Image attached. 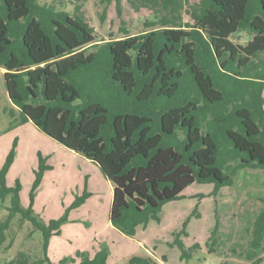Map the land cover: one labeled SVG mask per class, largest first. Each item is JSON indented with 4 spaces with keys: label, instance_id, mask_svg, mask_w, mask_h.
<instances>
[{
    "label": "trees",
    "instance_id": "trees-1",
    "mask_svg": "<svg viewBox=\"0 0 264 264\" xmlns=\"http://www.w3.org/2000/svg\"><path fill=\"white\" fill-rule=\"evenodd\" d=\"M86 1L0 0V69L13 106L5 112L10 127L31 122L99 168L113 188L117 231L133 237L159 221L194 183L217 193L242 169L264 170V0L130 1L147 13L144 30L130 33L121 21V36L110 40L82 17ZM241 34L248 40L236 42ZM13 155L0 169V245L19 215L30 235L41 233L43 258L18 252L7 264H52L47 246L66 218L45 223L22 208L20 185H6ZM38 156L37 183L49 169ZM251 235L245 257L261 264L264 208ZM175 244L188 260L192 250ZM76 256L58 264H107L109 250ZM127 264L158 263L133 255Z\"/></svg>",
    "mask_w": 264,
    "mask_h": 264
},
{
    "label": "rangeland",
    "instance_id": "rangeland-1",
    "mask_svg": "<svg viewBox=\"0 0 264 264\" xmlns=\"http://www.w3.org/2000/svg\"><path fill=\"white\" fill-rule=\"evenodd\" d=\"M38 1L41 4L52 3V0ZM130 1L134 0H87L83 4L82 17L106 40L111 39L110 35L121 36L118 30L121 21L125 22L124 29L137 34L144 30L147 13L144 9L133 10ZM65 6L69 10L75 7L70 3ZM57 8L60 9L59 6ZM234 38L236 42L248 40L245 34L235 35ZM12 107L0 69V169L8 154L14 152L13 162L6 174V185L14 188L18 183L22 208L30 207L33 215L43 222L66 218L60 234L49 240L46 256L50 263L77 259L78 252L92 253L94 244L101 247V244L98 245L100 236L96 237V233L106 230L90 215L94 216L96 208H99V216H104L103 220L107 223L112 196L94 194L93 186L89 187L93 194L83 205L75 209L71 206L77 196L87 191L86 182L94 185V173L85 171L87 167L97 166L61 146L31 122L10 127L12 119L5 111ZM38 155L49 169L41 173L37 183ZM85 174L90 177L86 178ZM184 196L181 200L165 204L159 213V221H151L149 226L137 230V237L158 256L159 264H164L162 259L166 260V264H253L245 253L254 221L264 208V170L242 169L233 177L231 186L223 187L217 193L212 184L194 183ZM6 214L5 209L0 210V220ZM19 219V215L14 217L6 232V240L0 245V264H7L18 252L30 254L32 259L43 258L41 233L32 231L30 235L33 229L31 223L24 221L21 224ZM213 232V239L210 240ZM106 234L110 236V233ZM176 241H180L185 249L192 250L188 260L181 257ZM132 251L135 252L131 244H120L111 253L109 258L113 260L110 259L109 264L122 262ZM138 252L141 254V251ZM257 258L264 264V244L263 249L257 252Z\"/></svg>",
    "mask_w": 264,
    "mask_h": 264
},
{
    "label": "crops",
    "instance_id": "crops-1",
    "mask_svg": "<svg viewBox=\"0 0 264 264\" xmlns=\"http://www.w3.org/2000/svg\"><path fill=\"white\" fill-rule=\"evenodd\" d=\"M1 72L3 73V70L1 69ZM98 167H87L88 170L85 171V173H89V172H93L94 173V185H88V182H86V189L87 192L90 193V196L93 194L92 192H90L89 187L93 188L94 186V194H101V196L106 197L108 194H111V196L113 195V188L111 183L105 178L102 179L100 177V173L97 169ZM85 177L88 178L90 177L88 174H85ZM92 191V190H91ZM104 193H106V196L104 195ZM169 203V202H168ZM99 204V203H98ZM99 208H96L95 212H94V216L90 215V217H93L94 220H98L100 222L101 225H103L102 227L106 230V232H101V233H96V237L100 236V242L98 243V245L101 244L102 246H105L108 248L109 250V256L107 259V264H109V260L112 258H109L111 253H114V249L117 247H120V244L123 243H129L131 244L132 248L134 247V251L135 252H131L130 254H128L122 262H114L113 264H127L129 258L133 255H143V256H149L151 258H153L155 261H157V263L159 264V260H158V256L156 257L155 254L153 252H151L149 250V245L146 244L145 242H143V240H140L137 236V230L135 232V235L133 237H128L123 235L122 233H120L119 231H117L109 222V218L107 220V223L104 222V216H99ZM109 215V214H108ZM109 217V216H108ZM86 218V217H84ZM151 222V221H150ZM150 222L148 223L147 226H149ZM106 233H110V236L107 235ZM117 237V239L115 240V238ZM93 239H95V236H93ZM93 241V240H92ZM97 244V243H96ZM94 248L92 249L94 251V249L98 250L99 247L98 246H93ZM141 251V254H137L138 252ZM89 253V252H88ZM113 260V259H112ZM164 264H166V260L164 262Z\"/></svg>",
    "mask_w": 264,
    "mask_h": 264
}]
</instances>
